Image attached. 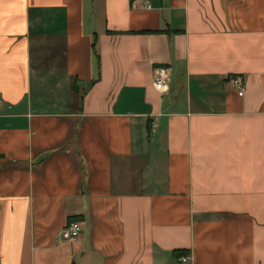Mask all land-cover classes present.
<instances>
[{
    "label": "crops",
    "instance_id": "0c3cea01",
    "mask_svg": "<svg viewBox=\"0 0 264 264\" xmlns=\"http://www.w3.org/2000/svg\"><path fill=\"white\" fill-rule=\"evenodd\" d=\"M175 251L264 264V0H0V264Z\"/></svg>",
    "mask_w": 264,
    "mask_h": 264
},
{
    "label": "built area",
    "instance_id": "2783aa9c",
    "mask_svg": "<svg viewBox=\"0 0 264 264\" xmlns=\"http://www.w3.org/2000/svg\"><path fill=\"white\" fill-rule=\"evenodd\" d=\"M144 6L150 9V6L146 2ZM170 82V76L168 69L164 67H159L155 70L154 75V86L160 92H164L167 90ZM233 86L239 91H244V81L241 78L233 79ZM82 232V224L80 222H74L67 224L65 228L61 231L60 236L64 241H74L79 238ZM190 256H183L177 259L179 263H186L189 260Z\"/></svg>",
    "mask_w": 264,
    "mask_h": 264
},
{
    "label": "trees",
    "instance_id": "16d2710c",
    "mask_svg": "<svg viewBox=\"0 0 264 264\" xmlns=\"http://www.w3.org/2000/svg\"><path fill=\"white\" fill-rule=\"evenodd\" d=\"M74 222H79V219L76 217L70 218L68 224L74 223ZM188 254H189L188 251H175L173 253V257H174V259L177 260L180 257L188 256Z\"/></svg>",
    "mask_w": 264,
    "mask_h": 264
}]
</instances>
